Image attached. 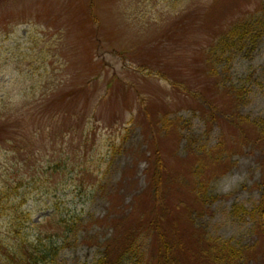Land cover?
<instances>
[{"label": "rangeland", "instance_id": "374dc122", "mask_svg": "<svg viewBox=\"0 0 264 264\" xmlns=\"http://www.w3.org/2000/svg\"><path fill=\"white\" fill-rule=\"evenodd\" d=\"M263 1L0 0V187L6 165L48 177L30 195L42 232H61L55 199L82 212L55 264H97L153 216L170 246L144 229L141 264L206 263L208 236L264 264V38L216 50Z\"/></svg>", "mask_w": 264, "mask_h": 264}, {"label": "trees", "instance_id": "16d2710c", "mask_svg": "<svg viewBox=\"0 0 264 264\" xmlns=\"http://www.w3.org/2000/svg\"><path fill=\"white\" fill-rule=\"evenodd\" d=\"M259 9L264 16V1ZM258 15L259 13L255 15L252 13L250 16L240 19L235 27H231L219 38V47L216 50H220L222 55L230 51L246 56L259 47L261 43L258 42L259 38H264V18H259ZM246 47H249L251 51L246 52ZM228 60L219 59L220 63L224 62V64H228ZM241 92L242 90L238 93L241 94ZM253 122L254 129L264 132V124H261V122L264 123L263 119L253 120ZM240 126L242 128V125ZM8 153L10 152L8 151ZM63 165L64 163L56 162L53 164L52 171L62 169ZM3 168L5 171L2 175L5 178L2 180L3 186L0 187V222L3 223L0 225V264H55L62 247L68 245L72 236L79 239V223L83 219L82 212H71L70 210L64 212L61 210L62 204L58 199H55L50 207V214L46 217L56 215L58 223L56 224L61 232L40 231V225L46 224L44 220L35 222L30 209V195L33 187L37 186L39 189L44 186L46 188L45 181L48 180V177L44 180L40 177L37 179L21 175L19 174L20 170L13 164L3 166ZM261 183L263 186L261 201L258 207L253 209L252 214L258 212L261 218H264V179ZM233 208H235V204ZM154 214L156 215V213L152 215ZM156 218L153 216V220ZM153 220H146L148 225L144 223L146 228L144 227L143 230H152L157 233L160 239V251H162V244H165L167 248L170 244L163 238L159 220ZM262 229L264 231L263 227ZM143 230L131 229L127 239L121 243L120 237L116 241L107 239V247L102 252L103 255L98 258L97 264H141L142 251L139 239ZM206 239L203 250H201V255L206 259V263L203 264H238L239 261L246 260L249 249L251 250L250 247L238 245L231 240L213 236H208ZM183 253V250L177 254L170 253L167 249L163 264H192L191 257L183 256Z\"/></svg>", "mask_w": 264, "mask_h": 264}]
</instances>
